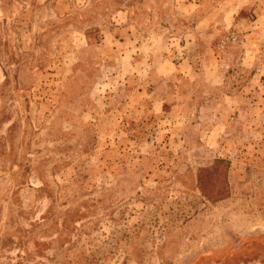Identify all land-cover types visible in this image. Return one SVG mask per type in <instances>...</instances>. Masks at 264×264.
<instances>
[{"label":"rangeland","instance_id":"374dc122","mask_svg":"<svg viewBox=\"0 0 264 264\" xmlns=\"http://www.w3.org/2000/svg\"><path fill=\"white\" fill-rule=\"evenodd\" d=\"M55 4L0 0V264H264V0Z\"/></svg>","mask_w":264,"mask_h":264},{"label":"crops","instance_id":"0c3cea01","mask_svg":"<svg viewBox=\"0 0 264 264\" xmlns=\"http://www.w3.org/2000/svg\"><path fill=\"white\" fill-rule=\"evenodd\" d=\"M44 3L47 2L48 0H43ZM56 2L55 4V9L56 11H61V9L63 8V6H68L69 5V1H73V0H54ZM86 2L87 1H90V0H85ZM257 11V10H256ZM259 12V10H258ZM258 16H260V12L258 13ZM249 49H246V53L247 55L249 56H252V55H255L254 51L248 47ZM252 52V54H250Z\"/></svg>","mask_w":264,"mask_h":264}]
</instances>
